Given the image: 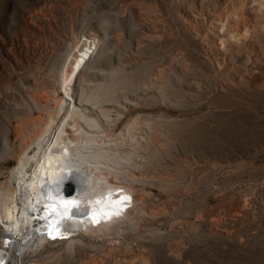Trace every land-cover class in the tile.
Segmentation results:
<instances>
[{
    "label": "rangeland",
    "instance_id": "rangeland-1",
    "mask_svg": "<svg viewBox=\"0 0 264 264\" xmlns=\"http://www.w3.org/2000/svg\"><path fill=\"white\" fill-rule=\"evenodd\" d=\"M88 64L85 86L122 77L128 110L113 131L141 116L152 139L132 169L147 214L124 240L33 244L11 264H264V130L234 131L225 108L264 123V0H0L1 184L40 114L35 98L53 107L65 81L78 98ZM117 241L144 257L124 261Z\"/></svg>",
    "mask_w": 264,
    "mask_h": 264
},
{
    "label": "bare ground",
    "instance_id": "bare-ground-1",
    "mask_svg": "<svg viewBox=\"0 0 264 264\" xmlns=\"http://www.w3.org/2000/svg\"><path fill=\"white\" fill-rule=\"evenodd\" d=\"M220 27H225L223 20H220ZM243 32L244 34L236 32L229 36L239 40L240 36L246 37L249 34L247 30ZM235 43L237 44V41ZM222 44L224 45L223 41ZM96 50L97 42L95 41L88 54L90 60L93 59ZM88 69H90V64L77 78L76 84L80 83L81 90L78 98L74 96L71 82L66 81L64 83L66 95L57 96L53 107L50 106L47 97L38 95L35 98V105L40 114L35 116L29 124L26 123L29 133L24 138L22 136L23 151L19 156L17 166L11 170V177L6 182L0 183V221L2 223H0V264L11 263L8 260L11 257L10 250L18 257V253L30 246V223L33 218L30 213L41 205L46 206L53 222L59 217L57 212L50 211L52 206H55L57 211L63 212V201L78 202V207L71 210V214H74L73 218L60 220V223L55 225L60 231L53 232V235L70 236L69 241L65 243L69 244L68 247L71 249L80 251L89 248L85 239L124 240V236L129 231H137V227L140 226L139 215L147 214L146 209L138 206L139 204L145 205L144 199L142 196L138 198L135 196L137 192L135 183L141 176L138 177L139 175L133 173L132 169L139 168L140 171V168L143 169L141 159L149 160L150 157L143 158L144 154H141V151L145 149L143 146L146 143L141 142L148 144L152 139L148 137V134L146 138V133L141 131L140 126L143 123H141V116L128 121L120 133L113 131L125 117L121 110H128L127 105L120 101L119 91L124 87H119L121 84H118L117 80L121 81L122 77L116 81L113 80L115 78H111L113 81L111 80L110 83H89L85 86L81 82L88 81L85 78V72ZM140 79V77L135 78L131 83H137ZM124 98L126 103H130L125 94ZM225 108L226 110L229 108V112L234 115V119L230 121L235 128L234 131L239 133L242 126L252 128V130L254 127L264 130V123L251 119V115L240 114L239 110L232 109V105ZM153 132L155 131L151 134ZM152 137L154 138L155 135L153 134ZM119 185L124 190L117 194L113 189ZM64 188L76 189L67 191ZM73 190L76 195L66 194ZM108 193L112 194L111 201L121 200L122 197H130V199L123 200L121 205H116L108 201ZM131 199L132 202H130ZM115 211H119L120 214L113 215L110 219L106 218V213ZM93 214H95L96 221L102 223L94 228H92ZM141 220H143L142 217ZM52 222L50 223L51 228L53 227ZM117 245V249H120L118 250L120 256L130 255L131 257L130 260L123 259L124 261L134 263L139 257H144L140 251L136 253V250L135 253L131 251H129L130 254L127 253L126 250L133 251L127 242L117 241ZM121 245L125 251L120 248ZM114 246L113 250L116 249Z\"/></svg>",
    "mask_w": 264,
    "mask_h": 264
},
{
    "label": "snow or ice",
    "instance_id": "snow-or-ice-1",
    "mask_svg": "<svg viewBox=\"0 0 264 264\" xmlns=\"http://www.w3.org/2000/svg\"><path fill=\"white\" fill-rule=\"evenodd\" d=\"M111 193H108L107 199L110 203H114L116 205H121L123 200H128L130 199V197H122L121 200H117V201H111ZM64 205V209L63 212L57 211V209L55 208V206H52L50 208V211H55L57 212V216L59 217V219H57L56 221H53V227L50 229L49 231V236H51L52 238H55V236L53 235V232H59L60 229L58 227H55V225H58L60 223V220L64 219V218H68V219H72L74 214H71V210L72 208H76L78 207V202L77 201H71V200H65L62 202ZM97 203H99V201H97ZM119 211H115V212H108L105 214L106 218L110 219L113 215H119ZM93 220L94 222H98L96 221V217L95 214H93Z\"/></svg>",
    "mask_w": 264,
    "mask_h": 264
},
{
    "label": "built area",
    "instance_id": "built-area-1",
    "mask_svg": "<svg viewBox=\"0 0 264 264\" xmlns=\"http://www.w3.org/2000/svg\"><path fill=\"white\" fill-rule=\"evenodd\" d=\"M56 237V236H55Z\"/></svg>",
    "mask_w": 264,
    "mask_h": 264
}]
</instances>
